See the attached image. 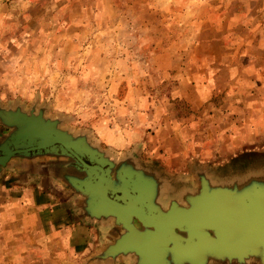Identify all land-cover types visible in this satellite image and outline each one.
Here are the masks:
<instances>
[{
    "label": "rangeland",
    "instance_id": "obj_1",
    "mask_svg": "<svg viewBox=\"0 0 264 264\" xmlns=\"http://www.w3.org/2000/svg\"><path fill=\"white\" fill-rule=\"evenodd\" d=\"M0 109L86 135L116 186L136 165L179 194L253 193L264 183V0H0ZM9 131L0 125V141ZM41 156L87 177L70 156ZM33 169L13 157L0 181ZM120 232L71 251L6 225L0 264H127L96 261Z\"/></svg>",
    "mask_w": 264,
    "mask_h": 264
},
{
    "label": "water",
    "instance_id": "obj_2",
    "mask_svg": "<svg viewBox=\"0 0 264 264\" xmlns=\"http://www.w3.org/2000/svg\"><path fill=\"white\" fill-rule=\"evenodd\" d=\"M0 121L10 129L0 141V171L11 158L31 157L35 151V155L70 156L85 170L86 178L62 177L83 195L93 194L94 200L87 201L89 216H112L126 230L96 258L131 254L137 264H207L211 260L264 264V183H258L253 193L204 187L187 200L188 207L174 202L165 212L153 200L155 181L140 170H127L116 186L113 164L86 135L21 112L0 109Z\"/></svg>",
    "mask_w": 264,
    "mask_h": 264
},
{
    "label": "crops",
    "instance_id": "obj_3",
    "mask_svg": "<svg viewBox=\"0 0 264 264\" xmlns=\"http://www.w3.org/2000/svg\"><path fill=\"white\" fill-rule=\"evenodd\" d=\"M253 61L256 62L254 59ZM48 157L41 156V154L25 157L27 161L33 163L34 169L32 172L34 176L31 179L26 177L25 180L17 181V178L12 176L11 178L16 181L10 183V185L3 184L0 181V230L2 231L3 227L8 225L11 232L23 233L27 239L48 238L49 234L53 239H57L58 243L68 247L71 251L82 244L86 247L89 246V248L91 246L96 247L103 233L113 231L117 226L121 228L119 236L123 235L126 230L115 222L114 217L98 219L88 215L90 210L87 201L94 200L93 194L90 196L83 195L79 190L69 185L62 177L66 174L64 172L66 164L61 165L59 161L63 160H60V158ZM53 161L58 163V172L52 171V168L48 166L54 165L55 162ZM131 169L133 172H138L136 165ZM140 171L145 176L153 175V177L146 176L148 179L152 178L156 183L153 200L155 205L165 212L172 208L174 202L188 206L189 201L187 200H189V197L197 195L200 191L197 187L195 191L179 194L177 187L174 188L171 184H169V190L167 191L165 188L167 186H163L161 179L157 178L156 171H153V173L147 171V169L145 171L140 169ZM134 223L138 228H142L136 218ZM113 242L111 241L106 246ZM108 258H96V261H105ZM126 261L127 264H137L135 256L131 254L126 256ZM207 264L240 263L211 260ZM243 264L257 263L254 260H247Z\"/></svg>",
    "mask_w": 264,
    "mask_h": 264
},
{
    "label": "flooded vegetation",
    "instance_id": "obj_4",
    "mask_svg": "<svg viewBox=\"0 0 264 264\" xmlns=\"http://www.w3.org/2000/svg\"><path fill=\"white\" fill-rule=\"evenodd\" d=\"M112 179H113V181H114V173H112Z\"/></svg>",
    "mask_w": 264,
    "mask_h": 264
}]
</instances>
